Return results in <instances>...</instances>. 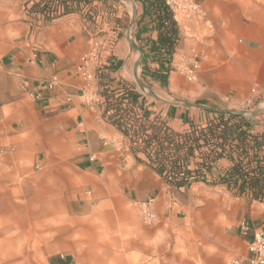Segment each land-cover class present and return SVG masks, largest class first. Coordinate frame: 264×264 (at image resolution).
Instances as JSON below:
<instances>
[{
  "label": "crops",
  "instance_id": "1",
  "mask_svg": "<svg viewBox=\"0 0 264 264\" xmlns=\"http://www.w3.org/2000/svg\"><path fill=\"white\" fill-rule=\"evenodd\" d=\"M197 1L202 16L174 17L180 40L170 58L144 0H0V131L68 201L120 194L140 207L152 202L153 236L135 240L152 241L163 255L175 229L178 264H228L248 258L254 232L264 231V144L242 160L245 182L231 188L194 183L181 193L139 153L143 161L136 160L130 139L106 113L108 97L130 93L123 104L133 109L130 123L159 119L184 132L205 126L215 113L243 114L264 102V0ZM47 3L56 17L43 15ZM33 6L41 9L28 15ZM97 42L101 57L87 86L76 70ZM193 61L199 69L189 80L184 70ZM54 77L58 84L49 89ZM247 119L249 133L261 141L264 115ZM237 161L236 155L219 165L227 169ZM66 219L57 215L51 223ZM144 248L135 250L153 254ZM48 264L73 263L69 254L56 253Z\"/></svg>",
  "mask_w": 264,
  "mask_h": 264
},
{
  "label": "rangeland",
  "instance_id": "2",
  "mask_svg": "<svg viewBox=\"0 0 264 264\" xmlns=\"http://www.w3.org/2000/svg\"><path fill=\"white\" fill-rule=\"evenodd\" d=\"M256 111L264 115V102L243 114L250 118ZM2 135L0 131V264H48L50 256L56 253L69 254L73 264H92L88 262L91 250L86 244L99 247L104 264H178L177 230H171L174 237L170 250L162 255L152 241L135 240L136 236H153L157 225L156 221H145L139 205L120 194L108 201H68L67 193L58 191L50 183L52 178L30 161L21 160L14 145H8ZM25 155L32 157L34 153ZM49 202L63 209L46 207ZM57 215H67V224L51 223ZM38 226L48 237L36 236ZM56 232L68 233L55 236ZM136 246H152L149 250L144 248V252L153 254L137 252Z\"/></svg>",
  "mask_w": 264,
  "mask_h": 264
},
{
  "label": "trees",
  "instance_id": "3",
  "mask_svg": "<svg viewBox=\"0 0 264 264\" xmlns=\"http://www.w3.org/2000/svg\"><path fill=\"white\" fill-rule=\"evenodd\" d=\"M144 5L158 20L162 29L160 42L166 55L172 58L180 40L173 10L165 0H144ZM45 6L53 10L56 17L57 10L48 3ZM39 8L33 6L31 11L37 12ZM112 98L108 97L110 104L106 111L107 118L130 139L136 160L143 161L139 153L167 185L181 193L194 183L231 188L239 182H245L249 172L242 160L249 149H257L264 144V135L259 141L257 136L249 133L250 121L241 113H215L205 126L177 132L159 119L150 122L134 118V123H130L133 109L123 108V104L129 103L131 99L130 93L120 94L114 100ZM236 155L237 163L229 168L219 165L222 159Z\"/></svg>",
  "mask_w": 264,
  "mask_h": 264
},
{
  "label": "built area",
  "instance_id": "4",
  "mask_svg": "<svg viewBox=\"0 0 264 264\" xmlns=\"http://www.w3.org/2000/svg\"><path fill=\"white\" fill-rule=\"evenodd\" d=\"M167 5L173 10L175 16L182 15L185 18H192L194 16H202L201 6L197 0H165ZM43 15L47 18H53L55 12L48 8H43ZM32 8H26L28 15L34 14L31 11ZM100 43H94L92 49L81 57L80 64L77 67V73L81 75L87 82V86H90L91 82L95 79L93 73V65L98 62L101 55ZM199 69L198 61H193L188 66L184 73L189 80H194L196 73ZM58 84V79L54 77L50 82L47 83L49 89H53ZM244 115V114H243ZM245 116V115H244ZM246 117V116H245ZM144 219L147 223L156 221V215L152 210V202H146L141 206ZM247 226L243 227V232H247ZM228 264H264V231H255L253 240L249 243L248 247V258L246 259H234Z\"/></svg>",
  "mask_w": 264,
  "mask_h": 264
},
{
  "label": "bare ground",
  "instance_id": "5",
  "mask_svg": "<svg viewBox=\"0 0 264 264\" xmlns=\"http://www.w3.org/2000/svg\"><path fill=\"white\" fill-rule=\"evenodd\" d=\"M37 228H38L37 229V232H39V233H37L36 236H39L40 239H44L45 237H48V236H44V233H46V232H43L40 229L39 226ZM23 232L25 233V231H23ZM29 232H31V231H29ZM48 232H50V230ZM21 234L23 235V233H21ZM25 236H29V234H26ZM30 236H32L31 233H30ZM86 246L91 250L90 251L91 253H92V251H94L93 254H91V253L89 254V256H88V262H90L92 264H104L102 257L99 256L100 255V253L98 252L99 251V247L94 246V245L89 246L88 244H86Z\"/></svg>",
  "mask_w": 264,
  "mask_h": 264
},
{
  "label": "water",
  "instance_id": "6",
  "mask_svg": "<svg viewBox=\"0 0 264 264\" xmlns=\"http://www.w3.org/2000/svg\"><path fill=\"white\" fill-rule=\"evenodd\" d=\"M189 106H194V105H189ZM202 108H205V109H208V108H206V107H202ZM257 111L256 112H253L252 114H251V116H256L257 115ZM242 114V113H241Z\"/></svg>",
  "mask_w": 264,
  "mask_h": 264
}]
</instances>
